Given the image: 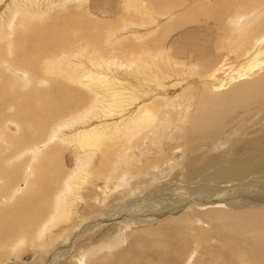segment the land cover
I'll return each instance as SVG.
<instances>
[{
	"label": "bare ground",
	"instance_id": "obj_1",
	"mask_svg": "<svg viewBox=\"0 0 264 264\" xmlns=\"http://www.w3.org/2000/svg\"><path fill=\"white\" fill-rule=\"evenodd\" d=\"M36 260L264 264V0H0V264Z\"/></svg>",
	"mask_w": 264,
	"mask_h": 264
},
{
	"label": "rangeland",
	"instance_id": "obj_2",
	"mask_svg": "<svg viewBox=\"0 0 264 264\" xmlns=\"http://www.w3.org/2000/svg\"><path fill=\"white\" fill-rule=\"evenodd\" d=\"M178 151H176L175 153H176V156H177V153ZM177 158H179V157H177ZM163 172H165V171H161V173H163ZM130 206V205H129ZM97 218V217H96ZM104 218H106V217H102V219H104ZM99 219H101V217H99ZM155 223V224H154ZM158 223V222H157ZM102 225H104V226H106L105 225V223L104 224H102ZM107 225H109V224H107ZM147 225H149V226H153V225H156V222H153V223H149V224H147ZM102 230H104L105 231V229H104V227H102L101 228V231H100V229H99V227L98 228H96L95 229V234H94V231L93 230H90L87 234H85V235H89V236H98V238L100 237V235H98L100 232H103ZM99 231V232H98ZM93 234H92V233ZM136 232H139V231H136ZM85 235H83V236H81V237H79L77 240H76V238L75 237H73L72 239H70L69 241H68V243L65 245V246H69L68 248H72L71 250H75V248L73 247L74 246V244H75V242H78V241H81V239L83 240V238L85 237ZM139 235L141 236L142 234L139 232ZM134 238H137L136 236H134L133 238L130 236V237H127V240H125L124 241V243H122L119 247V251H125V250H128V248H129V244H130V242H131V240H133ZM76 240V241H75ZM152 239H151V237H147V239L145 240L146 242V244H148V241H151ZM72 243V244H71ZM128 243V244H127ZM121 247H122V249H121ZM74 248V249H73ZM41 260V259H40ZM40 260H36V264H45V263H42V261H40ZM38 262V263H37ZM31 263H33V261H29V262H24V264H31ZM101 264H106V263H104V262H100ZM181 263V262H180ZM179 263V264H180ZM92 264V263H91ZM181 264H186V263H184V262H182ZM191 264H193V263H191Z\"/></svg>",
	"mask_w": 264,
	"mask_h": 264
}]
</instances>
